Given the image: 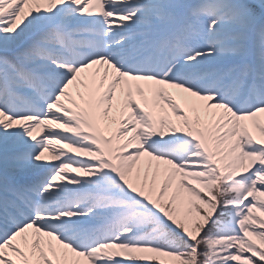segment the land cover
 Returning <instances> with one entry per match:
<instances>
[{"label": "snow or ice", "instance_id": "snow-or-ice-1", "mask_svg": "<svg viewBox=\"0 0 264 264\" xmlns=\"http://www.w3.org/2000/svg\"><path fill=\"white\" fill-rule=\"evenodd\" d=\"M0 264H264V0H0Z\"/></svg>", "mask_w": 264, "mask_h": 264}]
</instances>
